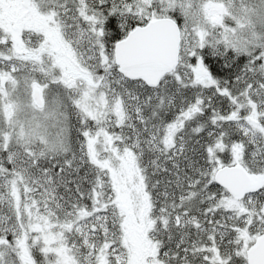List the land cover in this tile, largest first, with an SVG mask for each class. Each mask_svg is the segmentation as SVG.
I'll return each mask as SVG.
<instances>
[{"label": "snow or ice", "instance_id": "1", "mask_svg": "<svg viewBox=\"0 0 264 264\" xmlns=\"http://www.w3.org/2000/svg\"><path fill=\"white\" fill-rule=\"evenodd\" d=\"M0 264H264V0H0Z\"/></svg>", "mask_w": 264, "mask_h": 264}]
</instances>
